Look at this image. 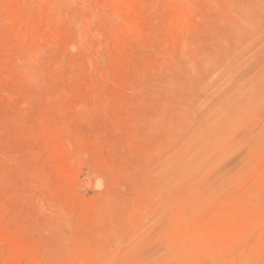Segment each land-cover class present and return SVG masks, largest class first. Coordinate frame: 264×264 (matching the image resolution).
Returning a JSON list of instances; mask_svg holds the SVG:
<instances>
[{
	"label": "rangeland",
	"instance_id": "rangeland-1",
	"mask_svg": "<svg viewBox=\"0 0 264 264\" xmlns=\"http://www.w3.org/2000/svg\"><path fill=\"white\" fill-rule=\"evenodd\" d=\"M0 264H264V0H0Z\"/></svg>",
	"mask_w": 264,
	"mask_h": 264
}]
</instances>
